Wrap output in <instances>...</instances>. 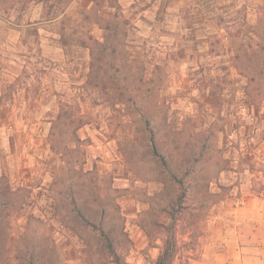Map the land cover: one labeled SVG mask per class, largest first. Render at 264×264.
Listing matches in <instances>:
<instances>
[{
    "label": "rangeland",
    "instance_id": "1",
    "mask_svg": "<svg viewBox=\"0 0 264 264\" xmlns=\"http://www.w3.org/2000/svg\"><path fill=\"white\" fill-rule=\"evenodd\" d=\"M257 43L264 0H0V178L32 191L19 249L49 235L36 264H90L85 245L100 264L109 236L153 264L181 197L189 264H264V79L255 102L238 69Z\"/></svg>",
    "mask_w": 264,
    "mask_h": 264
},
{
    "label": "trees",
    "instance_id": "2",
    "mask_svg": "<svg viewBox=\"0 0 264 264\" xmlns=\"http://www.w3.org/2000/svg\"><path fill=\"white\" fill-rule=\"evenodd\" d=\"M19 10H22V8L14 9V11ZM52 10V6H44L43 16L45 13V17H52L50 19L55 18L56 16L54 14L51 15ZM19 18H21V16L17 17V19ZM240 50V53H238L236 56V59L239 60V64L242 62L244 54L247 55V52L244 53V50ZM250 50L252 52L250 51L251 54L249 52V58L253 63V67L248 68L247 70L249 71H245L242 69L241 65H238V69L240 74L248 79V86H258L255 87V91H247V95L253 96L254 101L258 102V99H261L262 96L260 94L263 93V87L260 84L257 85V83L263 81L264 79V43H257L256 49L254 48L253 50ZM21 192H26L27 195L30 196L32 191L27 189V186L14 189L7 177L2 176L0 178V264H20V255L29 257L31 259L28 261L29 264H36V262L40 260V257H44L45 254H49V252L51 253L56 250L54 241L49 235V242L53 243L50 247H36V249L33 250L29 248V250L26 252H23L19 249L18 241L21 239V237H16L13 235L10 227V217L12 216L13 212L12 206L17 197L19 199ZM183 203L184 199L177 197L170 202L166 209H164L166 218L173 221V224H171L172 227L170 228L171 234L165 235L163 237V245L160 248L159 255L153 264H189L191 257L187 255V252L184 248L186 245H180V241L177 238L175 229L176 224H178V222H180L185 216L184 209L182 208ZM116 211H119L117 206ZM122 231L124 236H126L124 227H122ZM104 240L105 241L103 242L102 246L99 247V251L97 253L100 264H126L122 259V255H119L117 246L114 244L112 238L106 236ZM82 253L85 259L90 262V264H93L90 259L92 257L90 256L89 249L86 245L83 247Z\"/></svg>",
    "mask_w": 264,
    "mask_h": 264
}]
</instances>
